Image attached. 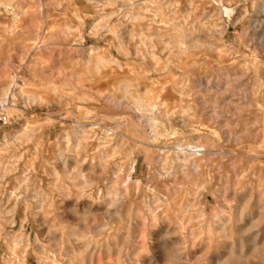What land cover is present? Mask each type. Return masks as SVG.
<instances>
[{
    "label": "rangeland",
    "instance_id": "374dc122",
    "mask_svg": "<svg viewBox=\"0 0 264 264\" xmlns=\"http://www.w3.org/2000/svg\"><path fill=\"white\" fill-rule=\"evenodd\" d=\"M99 58L124 65L87 72ZM118 84L185 98L137 121L106 98ZM0 90V264H264V0H0Z\"/></svg>",
    "mask_w": 264,
    "mask_h": 264
},
{
    "label": "bare ground",
    "instance_id": "6f19581e",
    "mask_svg": "<svg viewBox=\"0 0 264 264\" xmlns=\"http://www.w3.org/2000/svg\"><path fill=\"white\" fill-rule=\"evenodd\" d=\"M3 1V0H2ZM5 4V3H4ZM214 4V3H213ZM107 5V4H106ZM209 8H212V7H209ZM28 10V9H27ZM224 10V9H223ZM154 14V12H153ZM157 14V13H156ZM154 16V15H153ZM108 17V16H107ZM126 19H129V17L127 15L124 16ZM142 17V16H141ZM149 18V17H147ZM157 18V17H155ZM131 19H136L134 16H131ZM140 19V18H139ZM145 19V18H144ZM143 19V20H144ZM116 20V19H115ZM150 20V19H148ZM154 20V19H152ZM151 23V22H150ZM216 23V22H215ZM217 25V24H216ZM15 26V25H14ZM93 26V25H92ZM148 26V25H147ZM201 26V25H200ZM176 27V26H175ZM109 28V27H108ZM152 30V29H151ZM179 30V29H178ZM141 33V32H140ZM147 33V32H145ZM166 33V32H165ZM142 35V34H141ZM144 38V41H141L143 42L142 43V46L143 44H146L148 42V45L150 48H154V43H153V40L156 39L157 40V44L162 47L163 49H167L169 47H176L178 49V53L180 56H184L185 57V53L187 51V49L191 48V49H197L198 48V42L197 41H194L190 36H185L183 35L181 40H176L174 37H171V36H168V34L164 37L162 35H159L157 33H149L148 35H143L141 36ZM258 37V36H257ZM61 38V37H60ZM71 38V37H70ZM156 40L154 42H156ZM141 45V44H140ZM61 46V45H60ZM64 46V45H63ZM157 46V45H156ZM127 47V46H126ZM206 47V46H205ZM89 48V47H88ZM147 48V47H146ZM151 49V50H152ZM157 49V48H156ZM155 49V50H156ZM141 50V49H140ZM143 50V49H142ZM165 51V50H164ZM211 51V50H210ZM140 52V51H139ZM151 52V51H150ZM154 52V51H153ZM168 52V51H167ZM166 52V53H167ZM145 53V52H143ZM147 53L149 52H146L145 54L148 55ZM155 53V52H154ZM144 54V55H145ZM169 54V52H168ZM167 54V55H168ZM191 54V53H190ZM193 54V53H192ZM191 54V55H192ZM102 55V54H101ZM125 55V54H124ZM136 55V54H135ZM141 55V53H140ZM143 55V56H144ZM166 55V56H167ZM171 55V54H169ZM190 55V56H191ZM219 56V55H218ZM139 57V55H138ZM153 57V56H152ZM186 57H188L186 55ZM144 58V57H143ZM142 58V59H143ZM170 58V57H169ZM96 59V58H95ZM112 59V58H111ZM145 59V58H144ZM88 60V59H87ZM161 60V59H160ZM193 60V59H192ZM124 65V63H121V65ZM120 65V62L118 61H115V60H106V59H103V58H99L97 60V62H95V64H92L90 62L87 63V72H89L90 74L91 73H96L97 75H102V73H106L105 71H111V70H119L121 69V66ZM184 65V64H183ZM90 66V67H89ZM180 66V65H179ZM204 67V66H203ZM115 76L111 77L112 80L109 82V86L113 87L114 86V83L117 81V79L119 78V76H117L116 74H114ZM166 76V75H165ZM190 76V75H189ZM170 77V76H169ZM168 78V77H167ZM170 78H168L169 80ZM84 80V79H83ZM174 80V79H173ZM138 81V80H137ZM78 82V80H77ZM84 83V82H83ZM133 83V82H131ZM137 83V82H136ZM128 84V83H127ZM167 84V83H166ZM165 84V85H166ZM164 85V87L161 88L160 90V93L155 96V98L153 99H147V98H144L142 96H132L130 94V92H128V88L127 87H123L120 86V84H118L116 86V90L117 92H121L122 95L121 96H118L114 90H112L110 93L107 94V99L113 103H115L116 105L120 106V107H125V109H128L129 110V115L132 116L133 118L137 119V121L139 119H142V120H145L147 122H152V120L154 121L156 118L160 119L161 117H169V116H172L173 114V117L176 116V113L174 112V110L172 109H169V103L175 101V100H182L185 98V93L182 91V90H175L173 88H167L166 86ZM179 85V84H178ZM14 86L13 83H10L3 91H2V96L4 97V99L6 100L8 98V95L10 94V90L11 88ZM64 86V85H63ZM131 86V85H130ZM65 87V86H64ZM114 89V87H113ZM187 89V88H186ZM1 91V90H0ZM150 91V90H149ZM189 91V90H188ZM144 92V91H143ZM188 93V92H187ZM74 95V94H73ZM83 99L85 96H82ZM81 97V98H82ZM99 99V98H98ZM1 101V100H0ZM52 103V102H51ZM175 103V102H174ZM183 103V102H182ZM1 104H5V102H1ZM158 107H161L160 111H156V109ZM73 108V107H72ZM178 108V107H177ZM182 108V107H181ZM105 109V108H104ZM115 109V108H113ZM175 109V107H174ZM179 109V108H178ZM102 110V109H101ZM108 112V111H106ZM188 112V111H187ZM185 113V110L184 109H181V115H183ZM109 114V113H108ZM107 115V114H106ZM180 115V116H181ZM187 116V115H186ZM131 118V117H130ZM184 118V117H183ZM192 118V117H191ZM177 119V118H176ZM181 119V118H180ZM132 120V119H131ZM182 120V119H181ZM95 121V120H94ZM140 121V120H139ZM144 121V122H145ZM165 121V120H164ZM171 121V120H170ZM180 121V120H179ZM117 122V121H116ZM156 122V121H154ZM111 123V122H110ZM149 124V123H147ZM181 124V123H180ZM77 125V124H76ZM78 127V126H77ZM95 127V126H94ZM82 128V127H81ZM125 128V127H124ZM79 129V128H78ZM82 130V129H81ZM170 130V129H169ZM105 131V130H104ZM112 133V132H111ZM102 134V133H101ZM106 134V132H105ZM102 136V135H101ZM163 136V135H162ZM104 137H100V140L103 139ZM154 139V138H153ZM104 140V139H103ZM152 140V139H151ZM165 141V140H164ZM151 143V142H150ZM189 147V146H188ZM188 147L186 149H188ZM191 148V147H190ZM189 148V149H190ZM127 149V148H126ZM195 148H193L194 150ZM161 150V149H160ZM170 150V149H168ZM191 150V149H190ZM197 150V149H196ZM167 151V150H166ZM176 151V150H175ZM178 151V150H177ZM134 152V151H133ZM168 152V151H167ZM179 152H182V153H179L178 155L175 156V159L173 158L172 159V162L176 163L179 165V167L181 168H184V165H185V160L187 157H195L196 155H194L196 152L194 151H189V150H181ZM206 152V151H205ZM122 154V153H121ZM115 155V154H113ZM164 155V154H163ZM120 156V155H119ZM123 156V155H122ZM187 156V157H186ZM60 157V156H59ZM197 157V156H196ZM112 159V157H110ZM115 158V157H114ZM193 159V158H192ZM191 159V160H192ZM122 160V159H121ZM135 161V160H134ZM131 163L130 164V171H135V163ZM168 161V160H167ZM48 163V162H47ZM85 163V161H84ZM60 164L63 166V167H66L67 166V161H60ZM159 164V163H158ZM157 164V165H158ZM187 164V163H186ZM117 165V164H116ZM173 165V163H172ZM175 165V164H174ZM69 167V165H68ZM165 167V166H164ZM173 168V167H172ZM168 170V168H166ZM177 169H179L177 167ZM92 170V169H90ZM153 170V169H152ZM163 170V168H162ZM188 171V170H187ZM165 173L164 174V180L166 182L168 181H171L173 183V181H181L183 180V178H185V171L184 169L180 170L179 172L177 173H173L172 172H166L164 171ZM97 174V173H96ZM159 175V174H158ZM71 177V176H70ZM79 177H81V175H79ZM161 177V176H160ZM162 179V178H161ZM108 181V180H107ZM110 181V180H109ZM160 181V180H159ZM184 181V180H183ZM185 182V181H184ZM163 184V183H162ZM170 184V183H169ZM176 184V183H175ZM183 184V182H182ZM187 184V183H186ZM153 185V184H152ZM164 187H166L164 185ZM181 188V187H180ZM186 190V189H185ZM156 191V190H155ZM176 191V190H175ZM184 192V191H183ZM127 193V192H126ZM159 194V193H158ZM178 196L180 197L179 195V192L177 193ZM174 195V194H173ZM185 195V193H184ZM214 195V194H213ZM26 196V195H25ZM168 195L166 196H162L160 195L158 198H154L153 202H152V207L155 208V212L152 213V214H149L148 217L146 218L147 220H151L158 228H164V226H166V222H168V217H167V212L170 210L171 208V204H170V199L167 197ZM207 196V195H206ZM29 197V196H28ZM177 197V196H176ZM178 197V198H179ZM136 198V196H135ZM43 199V198H42ZM64 200V199H63ZM207 200V199H206ZM172 201V200H171ZM111 202V201H110ZM48 203V202H47ZM52 204V203H51ZM103 204V203H102ZM174 205V204H173ZM177 208H178V211H181L183 209H185V204L182 202H179L177 205ZM97 207V206H96ZM242 215V214H241ZM212 216V215H211ZM13 217V216H12ZM162 219V220H161ZM212 219V218H211ZM201 221V220H200ZM5 222V221H4ZM182 222V221H181ZM133 225V224H132ZM23 226V225H22ZM106 228V227H105ZM196 228V227H194ZM133 230V229H132ZM166 230V229H165ZM164 230V231H165ZM19 231V230H18ZM113 232V231H112ZM167 234H168V230L165 231ZM165 234V233H164ZM213 234V233H212ZM77 235V234H76ZM83 236V235H81ZM53 238V237H52ZM113 239V238H111ZM149 239V238H148ZM52 240V239H51ZM223 240V239H222ZM62 241V240H61ZM61 241H60V245H61ZM87 241V240H86ZM128 241V240H127ZM15 242V241H14ZM28 242V241H27ZM53 242V241H52ZM91 242V241H89ZM21 243V242H20ZM88 243V242H87ZM38 245V244H37ZM55 245V244H54ZM92 245V244H91ZM114 247V246H113ZM27 248V247H25ZM122 248V247H121ZM40 249V248H39ZM85 250V249H84ZM119 252V251H118ZM79 253V250L78 248H73V247H70L68 248V254L69 256L73 257L75 255H78ZM31 254V253H30ZM80 255V254H79ZM148 255V254H147ZM159 256V255H158ZM45 257V256H44ZM162 258V257H161ZM237 258V257H236ZM51 260V259H50ZM67 260V259H66ZM92 260V259H91ZM91 260H89V263L91 264ZM241 257L236 259V264H241ZM41 261V260H40ZM71 262V261H70ZM88 263V264H89ZM221 264H233V262H231V260L227 261V263H221Z\"/></svg>",
    "mask_w": 264,
    "mask_h": 264
},
{
    "label": "built area",
    "instance_id": "2783aa9c",
    "mask_svg": "<svg viewBox=\"0 0 264 264\" xmlns=\"http://www.w3.org/2000/svg\"><path fill=\"white\" fill-rule=\"evenodd\" d=\"M1 108V107H0ZM0 122H3V119L1 118V116H0Z\"/></svg>",
    "mask_w": 264,
    "mask_h": 264
}]
</instances>
